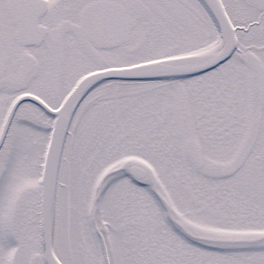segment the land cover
I'll return each instance as SVG.
<instances>
[{
    "label": "snow or ice",
    "instance_id": "6c2138e0",
    "mask_svg": "<svg viewBox=\"0 0 264 264\" xmlns=\"http://www.w3.org/2000/svg\"><path fill=\"white\" fill-rule=\"evenodd\" d=\"M0 264H264V0H0Z\"/></svg>",
    "mask_w": 264,
    "mask_h": 264
}]
</instances>
